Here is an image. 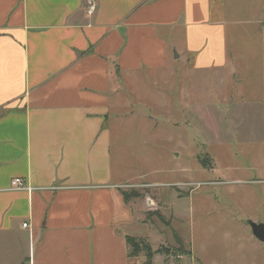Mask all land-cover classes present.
<instances>
[{
  "label": "crops",
  "instance_id": "obj_1",
  "mask_svg": "<svg viewBox=\"0 0 264 264\" xmlns=\"http://www.w3.org/2000/svg\"><path fill=\"white\" fill-rule=\"evenodd\" d=\"M86 1L0 0V264H147L142 253L128 255L126 238L146 229L123 197L136 177L112 168L119 120L106 119L103 90L131 77L133 96L118 108L168 104L182 77L161 50L177 35L193 72L235 71L222 20L212 19L224 0H93L91 14ZM15 177L27 188H12ZM247 233L255 262L264 264V243ZM150 264L165 263L154 256Z\"/></svg>",
  "mask_w": 264,
  "mask_h": 264
},
{
  "label": "rangeland",
  "instance_id": "obj_2",
  "mask_svg": "<svg viewBox=\"0 0 264 264\" xmlns=\"http://www.w3.org/2000/svg\"><path fill=\"white\" fill-rule=\"evenodd\" d=\"M224 1L212 19L222 20L235 71L193 72L184 36L177 35L161 50L167 68L182 77L168 104L118 108L133 96L131 77L112 79L103 90L106 119L119 120L111 130L113 171L136 177L124 188L138 194L131 199L146 229L142 238L165 264H217L241 255L243 264H257L243 234H250V218L264 216V0Z\"/></svg>",
  "mask_w": 264,
  "mask_h": 264
},
{
  "label": "trees",
  "instance_id": "obj_3",
  "mask_svg": "<svg viewBox=\"0 0 264 264\" xmlns=\"http://www.w3.org/2000/svg\"><path fill=\"white\" fill-rule=\"evenodd\" d=\"M131 192L132 191H130V193L123 192V197L126 199V201H129L131 197H135L138 195L137 193H134V192L131 193ZM148 205L150 206L151 203ZM126 242L129 246L128 255L130 257L137 255L138 253L143 251L145 256H147L146 263L150 264L151 259H152L150 245L147 242H145V240L142 237H134V236L127 237Z\"/></svg>",
  "mask_w": 264,
  "mask_h": 264
},
{
  "label": "built area",
  "instance_id": "obj_4",
  "mask_svg": "<svg viewBox=\"0 0 264 264\" xmlns=\"http://www.w3.org/2000/svg\"><path fill=\"white\" fill-rule=\"evenodd\" d=\"M86 5H87V12L89 14L93 13V11L95 10V5L93 3V0H87L86 1ZM10 185L12 188L14 189H25L27 188V185L24 183V181L19 178V177H15L10 181ZM23 226H26V224L24 223Z\"/></svg>",
  "mask_w": 264,
  "mask_h": 264
},
{
  "label": "water",
  "instance_id": "obj_5",
  "mask_svg": "<svg viewBox=\"0 0 264 264\" xmlns=\"http://www.w3.org/2000/svg\"><path fill=\"white\" fill-rule=\"evenodd\" d=\"M247 224L250 226L253 236L264 243V224L251 219L247 221Z\"/></svg>",
  "mask_w": 264,
  "mask_h": 264
}]
</instances>
